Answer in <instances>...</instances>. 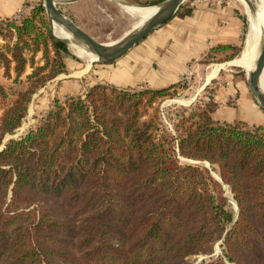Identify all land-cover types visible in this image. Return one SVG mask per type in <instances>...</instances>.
<instances>
[{
	"label": "trees",
	"instance_id": "16d2710c",
	"mask_svg": "<svg viewBox=\"0 0 264 264\" xmlns=\"http://www.w3.org/2000/svg\"><path fill=\"white\" fill-rule=\"evenodd\" d=\"M241 50L217 46L203 63ZM67 57L43 0L20 22H0L3 77L26 85L10 102L0 83V264H194L219 242L222 256L208 264H264V126L218 123L214 100L180 108L173 131H162L161 104L178 95L177 84H97L56 100L35 128L4 142L34 96L68 72ZM179 157L217 167L223 183Z\"/></svg>",
	"mask_w": 264,
	"mask_h": 264
},
{
	"label": "crops",
	"instance_id": "0c3cea01",
	"mask_svg": "<svg viewBox=\"0 0 264 264\" xmlns=\"http://www.w3.org/2000/svg\"><path fill=\"white\" fill-rule=\"evenodd\" d=\"M39 1L0 0V22L13 20L19 14L23 17L28 16L31 8ZM191 6L194 10L190 16L173 18L111 64L91 60L82 64L73 57L65 58L68 72L53 81L59 86L58 94L64 95L65 99L70 96L83 97L89 88L97 84L127 91L168 88L180 84L190 65L194 70L198 69L212 48L243 46L244 20L241 15L225 6L203 7L194 4ZM235 60L227 62L226 65L232 66ZM222 68L218 69L217 75ZM208 75L203 86L216 81L217 75L215 78H209ZM226 86L225 92L229 90L231 92L232 89L237 94L238 89V110L243 112L240 117H234L226 122L243 121L248 125L264 126V111L250 98L246 84L230 82ZM230 96L225 98L223 104H219L221 101L217 96L213 98L219 104L214 116L216 120L221 110L231 111L227 103ZM245 111L249 112L248 117L244 115Z\"/></svg>",
	"mask_w": 264,
	"mask_h": 264
},
{
	"label": "rangeland",
	"instance_id": "374dc122",
	"mask_svg": "<svg viewBox=\"0 0 264 264\" xmlns=\"http://www.w3.org/2000/svg\"><path fill=\"white\" fill-rule=\"evenodd\" d=\"M192 4L203 7H208L212 5H217L219 7L225 6L231 8L236 14L241 15V18L244 19L245 43L243 44V46H241V54L236 59L241 57L246 45V40L249 36H251L253 21L260 20L259 17L261 14L257 13L256 8L253 5L254 3L252 4V7H250L244 0H185L181 9L185 5L191 6ZM59 8L68 18L75 22L80 28H82L84 31H86L87 33H89L90 35H92L97 40L103 43L115 42L121 39L124 35H126L135 27L134 20L128 15L126 8L109 0H90L80 1L77 3L60 4ZM181 9L177 14L181 12ZM68 49L72 54L73 58H75V60H79L80 63L85 64L89 61V59L86 57L79 59L80 57L77 55L76 50L72 47V45H68ZM76 56H78L79 58ZM226 63L227 62H215L211 64H206L202 61V63L200 64V66H198V69L196 70H194L193 66H189L187 74L189 72H193L192 77L188 81L189 83L183 82L178 84V95L173 99L165 100L161 104L160 111L163 120L162 131H173L174 125L175 123H177L175 122V120L178 116V110L180 108H191L193 105L197 104L200 101L213 100V98L216 96L219 98L218 100L221 101V103L219 104H223L226 100L225 98H228V96L231 95L227 102L231 108V111H227L225 109L221 110L217 115L218 123L223 124L227 120H231L234 117L238 116L240 117V115L243 114L241 110H238V89L236 94V92H233L231 88L230 89L232 93L230 92V90L225 92V88L227 87L226 85L230 82H234L237 84L243 82L249 89L247 83L248 74L241 67L235 65L230 66L228 64L226 65ZM221 65H224V67L217 75L216 81H212V83H210L208 86H203L208 73ZM53 81L49 82L43 89H41V92L39 91L40 93L37 95V97L34 96L35 98H33L30 104L28 115L24 119L21 127L16 131L14 135L7 136L4 141L5 143L10 139H19L20 137L25 136L30 129L35 128V126L41 121L45 113L49 109L53 108L54 102L56 100H59L62 103L65 101V96H61L60 94H58V84ZM0 83L6 86L10 102L17 96L19 92H22L26 87L24 83L15 84L12 82V80L4 78L3 71L1 69ZM206 88L209 89L206 90ZM249 96L252 99L250 92ZM248 113L249 112L245 111L244 115L248 117ZM248 126L250 127V129L257 127L253 125ZM179 160L181 165H198L203 168L209 169L211 176L215 180H218L219 182L223 183L218 174L217 167L211 166L208 162L188 160L182 157H179ZM224 193L229 201V210L237 218L239 214V209L236 202L234 201L230 189L226 185H224ZM221 244L222 242H219L216 245L213 255L195 256L192 257V262L194 264H208L211 261L216 260L218 257L222 256L223 247Z\"/></svg>",
	"mask_w": 264,
	"mask_h": 264
},
{
	"label": "water",
	"instance_id": "95a60500",
	"mask_svg": "<svg viewBox=\"0 0 264 264\" xmlns=\"http://www.w3.org/2000/svg\"><path fill=\"white\" fill-rule=\"evenodd\" d=\"M90 0H43L52 33L55 39L70 45V41L60 39L53 32V25L64 28L72 37V41L80 45L88 54L96 57L94 62L111 64L131 51L135 46L143 42L152 32L169 23L179 12L185 0H165L154 5H142L129 0H109L131 9L155 8L156 12L146 20L139 28L132 29L121 39L112 43H103L80 28L68 18L59 8L60 4L77 3ZM252 7L251 0H244ZM264 73V27L261 31L260 47L254 70L248 74V87L253 101L264 111V91L261 87V79Z\"/></svg>",
	"mask_w": 264,
	"mask_h": 264
},
{
	"label": "bare ground",
	"instance_id": "6f19581e",
	"mask_svg": "<svg viewBox=\"0 0 264 264\" xmlns=\"http://www.w3.org/2000/svg\"><path fill=\"white\" fill-rule=\"evenodd\" d=\"M251 3L256 8L257 13L261 14L259 17V21H253L252 23V33L251 36L248 37L246 40V45L244 51L238 59H236L232 65L241 67L247 74L254 70L259 47H260V38H261V31L264 27V0H251ZM128 15L134 20V28H139L146 20H148L153 14H155V8H145V9H131L126 8ZM255 20V19H254ZM261 22V23H260ZM261 27V28H260ZM53 32L56 37L70 41V45L76 50V53L81 58H88L91 61H95L96 57L91 54H88L80 45L74 43L72 41V37L68 34V32L60 27L57 24L53 25ZM250 35V34H249ZM213 67V66H212ZM224 66H218L214 70H212L208 77L215 78L217 75V71L219 68ZM261 87L264 91V73L261 79ZM182 104V103H181Z\"/></svg>",
	"mask_w": 264,
	"mask_h": 264
},
{
	"label": "built area",
	"instance_id": "2783aa9c",
	"mask_svg": "<svg viewBox=\"0 0 264 264\" xmlns=\"http://www.w3.org/2000/svg\"><path fill=\"white\" fill-rule=\"evenodd\" d=\"M23 18V16L21 14L17 15L13 20H15L16 22H20L21 19ZM193 72H189L186 76H184L181 80L180 83H189L188 81L190 80V78L192 77Z\"/></svg>",
	"mask_w": 264,
	"mask_h": 264
}]
</instances>
